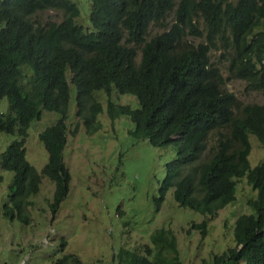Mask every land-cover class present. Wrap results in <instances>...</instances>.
<instances>
[{"label":"trees","instance_id":"1","mask_svg":"<svg viewBox=\"0 0 264 264\" xmlns=\"http://www.w3.org/2000/svg\"><path fill=\"white\" fill-rule=\"evenodd\" d=\"M47 10L63 11V20L36 19ZM152 24L163 32L148 39ZM227 80L264 93V0H0V101H8L0 133L16 138L0 154L2 170L13 173L3 216L30 225L44 179L55 186L54 218L68 197L65 151L80 130L67 123L75 87L77 120L89 135L102 130L104 115L111 124L127 117L132 138L175 151L157 211L171 193L181 208L204 217L191 223L202 236L246 178L256 194L247 201L251 212L234 223L236 246L201 264H264V158L254 168L248 159L249 136L264 144V102L242 105L225 89ZM118 94L135 97L138 107L116 102ZM44 111L61 117L37 135L48 154L38 172L26 144ZM114 259L185 264L175 231L165 227L139 249L121 246ZM55 264L83 262L66 254Z\"/></svg>","mask_w":264,"mask_h":264},{"label":"rangeland","instance_id":"2","mask_svg":"<svg viewBox=\"0 0 264 264\" xmlns=\"http://www.w3.org/2000/svg\"><path fill=\"white\" fill-rule=\"evenodd\" d=\"M63 18L64 12L58 10L36 15L43 23L61 22ZM162 32L163 26L152 24L147 38ZM140 59L138 51L137 61ZM225 89L234 93L242 105L264 102V93L248 91L244 81L227 80ZM118 99L115 101L120 104L138 107V101L131 95L118 94ZM102 102L106 107L105 100ZM7 111L5 98L0 101V113ZM76 112L77 90L72 87L67 123L73 127L78 123L80 130L76 136L68 137L65 162L72 179L68 197L55 218L49 206L55 186L44 179L40 194L32 199L35 207L29 210L30 225L6 219L4 205L13 173L0 167V264H55L66 254L79 256L83 264H117L114 254L121 246L139 249L149 242L154 230L162 227L175 231L185 264H201L202 260L236 246L234 223L239 215L251 212L247 201L256 194L246 178L237 182L235 202L210 216L208 233L202 236L191 223L194 221L196 226L204 217L181 208L171 193L157 211L163 182L176 159L172 148L157 149L132 138L129 131L134 124L127 117L111 124L105 115L103 121L100 116L102 130L89 135L85 124L77 120ZM60 117L58 113L44 111L42 119L30 128L27 158L38 172L46 165L48 154L37 135ZM15 139L0 133V154ZM249 142V161L254 168L264 158V144L254 136L249 137ZM126 222L129 225H123ZM64 241L66 250L62 249Z\"/></svg>","mask_w":264,"mask_h":264},{"label":"clouds","instance_id":"3","mask_svg":"<svg viewBox=\"0 0 264 264\" xmlns=\"http://www.w3.org/2000/svg\"><path fill=\"white\" fill-rule=\"evenodd\" d=\"M249 137H250V136H249ZM254 137H255V136H254ZM256 138H257V137H256ZM15 140H16V139H15ZM11 143H12V142H11ZM11 143H10V144H11ZM249 143H250V142H249ZM10 144H9V145H10ZM248 159H249V157H248ZM249 162H250V161H249ZM250 165H251V163H250ZM251 168H252V167H251Z\"/></svg>","mask_w":264,"mask_h":264},{"label":"bare ground","instance_id":"4","mask_svg":"<svg viewBox=\"0 0 264 264\" xmlns=\"http://www.w3.org/2000/svg\"><path fill=\"white\" fill-rule=\"evenodd\" d=\"M77 43V42H76Z\"/></svg>","mask_w":264,"mask_h":264}]
</instances>
